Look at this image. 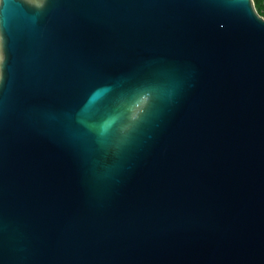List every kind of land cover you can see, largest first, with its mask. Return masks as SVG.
Returning a JSON list of instances; mask_svg holds the SVG:
<instances>
[{"label":"water","instance_id":"95a60500","mask_svg":"<svg viewBox=\"0 0 264 264\" xmlns=\"http://www.w3.org/2000/svg\"><path fill=\"white\" fill-rule=\"evenodd\" d=\"M247 7L0 0V264H264V18Z\"/></svg>","mask_w":264,"mask_h":264},{"label":"snow or ice","instance_id":"6c2138e0","mask_svg":"<svg viewBox=\"0 0 264 264\" xmlns=\"http://www.w3.org/2000/svg\"><path fill=\"white\" fill-rule=\"evenodd\" d=\"M29 3L35 5L37 8H43L45 6L46 0H29ZM239 6L252 16L251 10L247 7V0H239ZM5 56V45H3V49L0 50V63L3 65L6 61ZM108 91L109 88L105 87L101 91L95 92V94L92 95L91 100H89L87 107H91L101 97L104 98ZM151 101L152 97L149 92H142L136 95L125 107V118L127 123L124 125L121 131L127 132L133 128L141 119ZM145 104L147 105L146 107ZM87 107L85 108V111H87ZM117 119L118 118L116 116H108L105 123L99 128L100 134L107 133L109 129H111L116 123Z\"/></svg>","mask_w":264,"mask_h":264},{"label":"trees","instance_id":"16d2710c","mask_svg":"<svg viewBox=\"0 0 264 264\" xmlns=\"http://www.w3.org/2000/svg\"><path fill=\"white\" fill-rule=\"evenodd\" d=\"M257 13L264 18V0H253Z\"/></svg>","mask_w":264,"mask_h":264}]
</instances>
